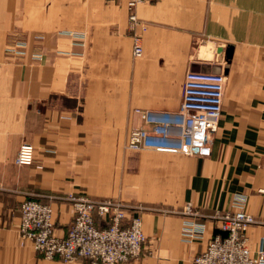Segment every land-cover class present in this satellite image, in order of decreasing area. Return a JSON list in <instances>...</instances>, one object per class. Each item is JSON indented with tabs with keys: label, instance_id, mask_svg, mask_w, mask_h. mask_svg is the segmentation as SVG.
I'll return each mask as SVG.
<instances>
[{
	"label": "crops",
	"instance_id": "0c3cea01",
	"mask_svg": "<svg viewBox=\"0 0 264 264\" xmlns=\"http://www.w3.org/2000/svg\"><path fill=\"white\" fill-rule=\"evenodd\" d=\"M137 14L139 58L128 0H0V264H85L45 258L20 231L21 204L36 199L67 235L71 195L142 217L144 250L122 264H194L220 230L184 241L183 207L207 221L239 196L259 220L249 244L264 249V0H148ZM190 70L227 76L211 153L128 149L148 126L137 109L179 111ZM24 142L33 164L16 162Z\"/></svg>",
	"mask_w": 264,
	"mask_h": 264
},
{
	"label": "built area",
	"instance_id": "2783aa9c",
	"mask_svg": "<svg viewBox=\"0 0 264 264\" xmlns=\"http://www.w3.org/2000/svg\"><path fill=\"white\" fill-rule=\"evenodd\" d=\"M148 0H128L129 20L134 28L133 56L144 54L142 34L147 28L137 14L139 4ZM21 46V45H20ZM23 53L21 48L14 49ZM227 76L217 72L188 71L183 88L182 104L174 113L137 109L147 127L134 128L127 148L179 152L206 156L211 153L213 135L218 131L224 104ZM36 147L22 143L16 162L33 164ZM74 222L65 236L55 230L51 203L25 199L21 211V234L45 258H60L74 263L85 258V264H122L141 256L147 235L140 215L129 216L125 205L115 199L95 200L71 195ZM247 197L235 200L234 210L216 211L207 221H199L201 212L192 202L182 209L186 242L205 240L209 223L221 232L209 237L203 251L196 254L194 264H264V249H252L248 229L259 220L246 210ZM96 215L110 219L100 227Z\"/></svg>",
	"mask_w": 264,
	"mask_h": 264
},
{
	"label": "rangeland",
	"instance_id": "374dc122",
	"mask_svg": "<svg viewBox=\"0 0 264 264\" xmlns=\"http://www.w3.org/2000/svg\"><path fill=\"white\" fill-rule=\"evenodd\" d=\"M213 139V138H212ZM24 202V201H23ZM22 202V204H23ZM22 204H21V211H22ZM252 214V213H251ZM254 215V214H253ZM255 216V215H254ZM74 217H75V212H74ZM256 217V216H255ZM75 219V218H74ZM99 225V224H98ZM100 226V225H99ZM100 227H104V226H100ZM70 230V229H69ZM223 234V233H222ZM41 253V252H40ZM43 255V254H42Z\"/></svg>",
	"mask_w": 264,
	"mask_h": 264
},
{
	"label": "water",
	"instance_id": "95a60500",
	"mask_svg": "<svg viewBox=\"0 0 264 264\" xmlns=\"http://www.w3.org/2000/svg\"><path fill=\"white\" fill-rule=\"evenodd\" d=\"M220 232H221V231H220ZM221 233H223V235H224V236H226V235H227V232H221Z\"/></svg>",
	"mask_w": 264,
	"mask_h": 264
}]
</instances>
